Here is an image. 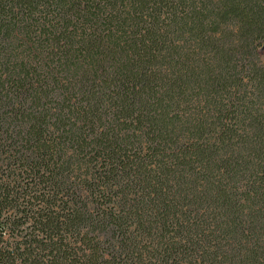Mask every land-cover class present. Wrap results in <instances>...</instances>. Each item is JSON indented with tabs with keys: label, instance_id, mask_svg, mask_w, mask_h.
<instances>
[{
	"label": "trees",
	"instance_id": "1",
	"mask_svg": "<svg viewBox=\"0 0 264 264\" xmlns=\"http://www.w3.org/2000/svg\"><path fill=\"white\" fill-rule=\"evenodd\" d=\"M264 0H0V264H264Z\"/></svg>",
	"mask_w": 264,
	"mask_h": 264
},
{
	"label": "rangeland",
	"instance_id": "2",
	"mask_svg": "<svg viewBox=\"0 0 264 264\" xmlns=\"http://www.w3.org/2000/svg\"><path fill=\"white\" fill-rule=\"evenodd\" d=\"M260 63L264 64V46L258 48Z\"/></svg>",
	"mask_w": 264,
	"mask_h": 264
}]
</instances>
